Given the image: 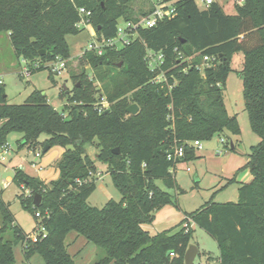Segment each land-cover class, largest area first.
Listing matches in <instances>:
<instances>
[{
	"label": "trees",
	"instance_id": "1",
	"mask_svg": "<svg viewBox=\"0 0 264 264\" xmlns=\"http://www.w3.org/2000/svg\"><path fill=\"white\" fill-rule=\"evenodd\" d=\"M134 1L0 0V33H9L13 48L33 73L57 56L71 58L67 37L85 30L76 26L79 7L92 11L99 38H111L121 19L137 18L131 7ZM167 1L176 7L173 18L139 28L130 43L107 47L102 55L85 53L94 79L83 72L78 80L73 78L72 90H62L68 94L67 116L40 90H33L24 103H9L0 83V147L10 131L19 130V148L35 150L42 144V134L49 136L44 147L65 148L58 163L61 175L51 184L21 168L12 179L33 192L19 197L25 208L35 212L36 241L16 223L0 192V264L16 262L13 241L3 236L9 227L22 241L25 257L39 253L43 264H77L66 244L73 230L105 250L106 256L95 264H185L193 225L187 231L183 224L189 219L216 239L218 264H264V0L237 1L235 14H227L217 1L204 7L196 0ZM148 51L163 54L160 66L150 67ZM237 52L244 55L239 73L245 110L260 137L244 165L252 179L240 183L236 201H207L185 212L177 229L151 234L144 225L153 221L156 209L173 202L157 180L179 186L177 165L168 160V151L185 144L182 161L196 159L197 150L189 142L241 132L237 116L229 114L225 103ZM36 62L40 66H34ZM160 75L164 80L157 82ZM95 82L101 83L99 96ZM102 96L109 102L108 113L97 108ZM132 103L139 106L136 114L127 111ZM88 143L97 147L95 157L88 153ZM232 143L230 148L235 149ZM98 159L108 163L122 194L102 207L88 203L97 188L91 177ZM36 194L41 195L39 205Z\"/></svg>",
	"mask_w": 264,
	"mask_h": 264
},
{
	"label": "rangeland",
	"instance_id": "2",
	"mask_svg": "<svg viewBox=\"0 0 264 264\" xmlns=\"http://www.w3.org/2000/svg\"><path fill=\"white\" fill-rule=\"evenodd\" d=\"M196 1L200 7L205 6L202 0ZM215 1L223 7L227 14L236 13V3L239 0ZM152 3L153 0H135L131 4L134 10L133 15L139 17L142 12L148 13ZM119 23L124 25L125 20L121 19ZM93 33H96V29L91 22L78 35L67 37L72 56L68 59L67 69L62 73L54 74L46 64L47 67L27 74L25 73L26 63L13 48L9 33L1 32L0 78L4 81L9 103H24L33 90H40L42 94L46 95L52 106L67 116L69 100L68 94H62L64 85L67 86L68 90H72L74 80H78L83 72H86L90 79H94V69L84 57L85 47L92 39ZM242 58V52L233 55L231 63L233 70L229 73L225 90L226 107L230 115L237 116L241 132L239 134H215L211 139L202 140L203 148L197 150L198 157L178 164L175 177L179 186L168 187L162 180H157L159 186L171 193L173 202L156 209L153 221L144 225L151 234L177 229L184 220L185 212H192L207 201L226 202L238 199L240 182L236 179V170L239 167L234 162L236 164L241 162L239 166L244 165L251 146L260 141L259 135L251 128L249 115L245 110L243 79L239 73L242 68ZM95 83L97 84L96 96H99L101 83ZM1 123L2 120H0ZM21 136L22 133L19 130H12L7 134L5 144L10 145L11 150L2 157L0 156V192L3 193V199L10 204L16 223L26 233H32L38 224V220L35 217V212L22 205L19 195L29 197L33 192L30 189L19 187L16 182L12 181L15 170L22 166V170L26 173L51 184L61 175L58 163L65 148L55 144L47 152H44L43 143L49 138L47 134L40 136L39 141L42 144L35 150L27 146L19 148L17 141ZM221 138H225V143L221 142ZM231 142L234 143L235 149L230 148ZM86 147L88 153L95 157L98 152L97 147L89 143ZM219 150L222 153H219ZM36 152H40L41 156L34 167ZM230 156H233V162L222 171L224 160ZM96 165L97 172L91 178L95 180L97 188L88 198V203L102 207L109 199H121L122 194L108 172V163L98 159ZM9 176H11V180L8 179ZM1 225L2 216L0 214ZM192 227L193 234L190 244H195L199 248L195 262L203 261L207 264H218L217 257L220 250L216 239L194 222ZM3 236L6 240L13 241L15 264H43V258L39 253H35L29 259L25 257L22 241L15 238L11 227L6 230ZM66 244L77 264H95L106 256L103 248L93 242H88L84 236L79 235L74 230L67 235Z\"/></svg>",
	"mask_w": 264,
	"mask_h": 264
},
{
	"label": "built area",
	"instance_id": "3",
	"mask_svg": "<svg viewBox=\"0 0 264 264\" xmlns=\"http://www.w3.org/2000/svg\"><path fill=\"white\" fill-rule=\"evenodd\" d=\"M205 4V6H209L211 3L214 2V0H202ZM239 3H242L243 0H239ZM78 13L80 16L79 21L77 22L76 26L79 28H85L88 26L89 23H91V16L92 11L85 8V7H79ZM176 15V7L172 1L167 0H153L151 10L147 14H143L136 19H130L125 20V24L121 25L119 23L117 34L114 37L111 38H105V37H98L97 33L92 34V39L88 42V45L85 47L84 54L86 52H93L97 55H102L107 47H121L131 42L132 38L136 36L137 31L139 28H151L157 25V23L163 19L166 18H173ZM120 46H119V45ZM149 59V65L152 69L160 66L163 62V54L162 53H156L153 51H148L147 55ZM204 60H209L208 56L204 57ZM25 66V73L31 74V71L29 67L27 66V62ZM34 66L38 67L40 66L39 62H36ZM47 66L51 69V71L54 74H60L63 71L67 69L68 66V59L63 58L61 56H57L54 60L47 63ZM200 68H203V65L200 66ZM163 76L160 75L156 78L157 82H162ZM0 83H3V80L0 78ZM109 107L108 100L102 96L101 101L98 102L97 108L99 111H105ZM221 142L225 143V138L220 139ZM191 146H193L196 150L202 149L203 144L202 141L199 139H196L192 142H189ZM11 150V146L8 144H4L1 147L0 156L9 153ZM219 153H222V151L219 150ZM186 154V146L185 144H176L172 147L171 150L167 153V158L170 160L173 164L177 165L182 162V159L184 158ZM41 156L40 152L35 153V161L33 162V166L35 167L37 165V160ZM22 169V166L20 167ZM174 169L172 168L171 171ZM37 215H40L37 213ZM193 225V222L191 219L184 222L183 226L188 231L190 226ZM32 240H37V234L32 233L30 235ZM173 254V253H171ZM194 264H207L203 261L195 262Z\"/></svg>",
	"mask_w": 264,
	"mask_h": 264
},
{
	"label": "water",
	"instance_id": "4",
	"mask_svg": "<svg viewBox=\"0 0 264 264\" xmlns=\"http://www.w3.org/2000/svg\"><path fill=\"white\" fill-rule=\"evenodd\" d=\"M120 65H122V62L120 63ZM64 89L68 92V88L66 85H64ZM110 111V109H106L104 113H108ZM127 111L130 114H136L139 111V106L136 103H132L128 108ZM232 147H234V144L232 143ZM49 150V145L46 144L43 151L47 152ZM114 152L119 154L120 153V149L119 148H115ZM41 201V195L40 194H36L35 195V204L39 205ZM199 252V248L197 247V245L195 244H190L186 253H185V264H194L195 258L197 257Z\"/></svg>",
	"mask_w": 264,
	"mask_h": 264
},
{
	"label": "crops",
	"instance_id": "5",
	"mask_svg": "<svg viewBox=\"0 0 264 264\" xmlns=\"http://www.w3.org/2000/svg\"><path fill=\"white\" fill-rule=\"evenodd\" d=\"M243 58H244V55H243ZM243 58H242V61H243ZM242 65H243V63H242ZM3 83H4V81H3ZM232 159H233V156H230L224 160L222 168H221L222 171L226 168L227 165H229L230 163L233 162ZM247 160H248V158L245 160L244 165L246 164ZM234 164L237 165V167H239L237 169L238 171L235 169L236 174H237V176H236L237 181H239L240 183L249 182L252 178L250 170L248 168H244V165L239 166L241 164V162H239L237 164L234 162ZM8 179L11 180V176H9Z\"/></svg>",
	"mask_w": 264,
	"mask_h": 264
}]
</instances>
